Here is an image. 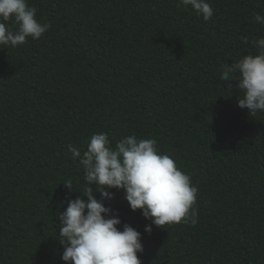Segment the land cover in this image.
I'll use <instances>...</instances> for the list:
<instances>
[{
  "label": "trees",
  "instance_id": "16d2710c",
  "mask_svg": "<svg viewBox=\"0 0 264 264\" xmlns=\"http://www.w3.org/2000/svg\"><path fill=\"white\" fill-rule=\"evenodd\" d=\"M28 3L51 28L0 46V264H66L58 213L86 186L69 146L83 155L101 132L113 147L155 139L199 189L195 226L151 233L110 189L118 227L142 234V264H264V111L240 108L239 82L221 79L256 51L264 0H209V21L178 0Z\"/></svg>",
  "mask_w": 264,
  "mask_h": 264
},
{
  "label": "clouds",
  "instance_id": "9594fccd",
  "mask_svg": "<svg viewBox=\"0 0 264 264\" xmlns=\"http://www.w3.org/2000/svg\"><path fill=\"white\" fill-rule=\"evenodd\" d=\"M181 5L190 6L204 21L214 15L209 0H178L177 6ZM37 11L28 0H0L3 49L23 45L29 37L40 39L51 28L50 23L37 19ZM255 22L264 26V15L257 13ZM243 42L247 45V38ZM252 44L254 53L222 66L221 79L239 82L237 87L243 95L238 97V106L254 115L264 111V36L253 39ZM69 151L83 168L86 186L78 191L80 196L67 198L66 210L58 213L56 239L63 246L61 259L66 264H142L138 256L144 250L142 234L129 224L122 230L118 227L121 219L104 203L115 198L110 189L122 190L132 211L142 210L150 221L145 227L148 233L152 225L165 229L171 224H197L198 186L173 158L160 153L155 139L131 135L113 147L108 134L101 132L90 137L83 155L73 146ZM62 183L69 193L73 191L71 179Z\"/></svg>",
  "mask_w": 264,
  "mask_h": 264
}]
</instances>
